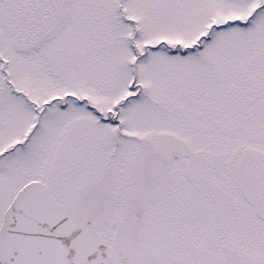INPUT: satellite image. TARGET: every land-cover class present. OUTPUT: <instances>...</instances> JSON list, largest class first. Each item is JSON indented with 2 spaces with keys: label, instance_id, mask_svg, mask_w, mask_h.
<instances>
[{
  "label": "snow or ice",
  "instance_id": "6c2138e0",
  "mask_svg": "<svg viewBox=\"0 0 264 264\" xmlns=\"http://www.w3.org/2000/svg\"><path fill=\"white\" fill-rule=\"evenodd\" d=\"M0 264H264V0H0Z\"/></svg>",
  "mask_w": 264,
  "mask_h": 264
}]
</instances>
